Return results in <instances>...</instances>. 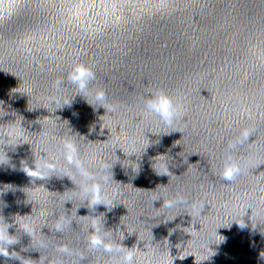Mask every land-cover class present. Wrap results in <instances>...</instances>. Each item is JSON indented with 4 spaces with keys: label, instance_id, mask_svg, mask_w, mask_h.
Instances as JSON below:
<instances>
[{
    "label": "water",
    "instance_id": "water-1",
    "mask_svg": "<svg viewBox=\"0 0 264 264\" xmlns=\"http://www.w3.org/2000/svg\"><path fill=\"white\" fill-rule=\"evenodd\" d=\"M77 62L95 72L86 97L67 79ZM97 89L114 113L90 105ZM161 90L183 106L170 127L145 109ZM0 101V135L15 122L23 137L4 145L0 164L9 253L120 264L123 252L89 250L95 223L138 264H264V0H0ZM244 128L253 136L229 150ZM66 140L107 176V206L81 196ZM228 155L245 170L230 183L220 175ZM47 160L55 174L27 175ZM162 160L168 175L155 172ZM177 194L204 205L200 216L162 207ZM58 218L68 221L60 231Z\"/></svg>",
    "mask_w": 264,
    "mask_h": 264
},
{
    "label": "clouds",
    "instance_id": "clouds-1",
    "mask_svg": "<svg viewBox=\"0 0 264 264\" xmlns=\"http://www.w3.org/2000/svg\"><path fill=\"white\" fill-rule=\"evenodd\" d=\"M67 79L68 81L71 82L73 86H75L76 89H78V93H83L84 96L86 97L87 93L89 92V85L95 79V72L89 65L82 62H77L71 67V70L68 72ZM60 84L61 81L59 80L56 81L55 87L59 89ZM93 100L94 103H90L89 101L88 102L90 103L91 106H93L94 110L98 107H103L109 113H114L116 111L115 105L106 107L107 96L103 89H97L94 92ZM53 102L56 101L54 100ZM3 103H4L3 101H0V117L7 115V113L4 111L2 107ZM70 103L71 101L67 103H63L62 105L64 104L70 105ZM62 105L58 108H61ZM145 109L148 113L154 114L156 117H158L159 121L163 125L170 127L182 115L183 106L175 102L171 96H169L167 93L161 90L154 94H151V96L148 97V99L145 102ZM14 123L15 122H12V125H14ZM12 125H9L7 129L3 130L2 135H0V164H5L4 163L5 159L7 160L8 163V156L4 150V145L17 144V143L12 144L9 142L13 139L14 136H16V129ZM103 128L101 127V132L99 133L100 135L103 134ZM89 131L90 133L94 132L95 127L90 128ZM5 136L8 138L7 140L4 139ZM251 136L253 135L249 129L247 128L242 129L237 140L234 143H229L228 149L235 150L239 145H243L245 142L248 143L249 137ZM16 138L18 140L23 139L22 135L16 136ZM159 156H164V155H159ZM63 157L68 164L72 165L77 170V173L81 177L82 183L79 185L80 194L84 199L88 200L89 205H91L92 207L97 205L107 206V204L104 202V198H105L104 184H107L108 182L107 176L99 175V178H97L96 173L90 172L89 169L85 167L84 162L79 158L76 145L71 140H66L63 143ZM159 166L163 168L164 171L163 172L155 171L157 175H161V174L168 175L169 173H171L169 171L167 161H163V160L160 161ZM29 169H30V173L26 172L24 169L23 170L27 173L28 176L39 179H47L58 171L56 162L51 160H47L41 164H37L35 162V169L34 170L32 168ZM244 171L245 170L241 166V164L235 159H233L231 155H228L225 159V163L220 175L224 181L230 183L234 181L237 177L242 175ZM64 175L72 179L69 175L67 174ZM101 181H103V184L101 183ZM162 199H163L162 207L164 208L175 209L187 205L191 209L192 213H195L199 216L204 206L198 204L196 201L189 202L186 200L185 197L179 194L167 199L164 198ZM188 213L190 214L189 211ZM190 215L193 217L192 214ZM252 216H253V210L251 212V217H250L251 221H252ZM66 223H68V221H66L65 219L58 218L55 223L56 230L58 231L62 230L65 227ZM6 225H7L6 228L0 227V255L4 257L21 259L22 264H27V262H30L31 260H23L15 252L9 253L8 247L16 243V239H14L13 236L9 235L8 233L9 225L8 224ZM240 226L244 227V223L240 224ZM25 231L27 232V230ZM87 242H88L89 250L92 251L102 249L105 253H109V254L113 252H123V257L122 260L120 261V264H138V261L135 259V252L133 251V249L124 251V249L120 245L114 244V242L111 239L106 238L104 235H101V231L95 223L93 224L92 230L89 232L87 236ZM60 251L63 253H69L70 250L68 249L67 245H60ZM183 258L180 257V259ZM171 264H173V260Z\"/></svg>",
    "mask_w": 264,
    "mask_h": 264
}]
</instances>
